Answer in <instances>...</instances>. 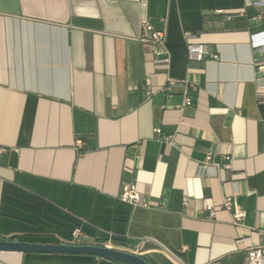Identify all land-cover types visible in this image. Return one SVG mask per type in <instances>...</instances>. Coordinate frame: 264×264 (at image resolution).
Listing matches in <instances>:
<instances>
[{
  "label": "crops",
  "instance_id": "crops-1",
  "mask_svg": "<svg viewBox=\"0 0 264 264\" xmlns=\"http://www.w3.org/2000/svg\"><path fill=\"white\" fill-rule=\"evenodd\" d=\"M260 30L253 0H0V236L70 243L79 226L151 264H247L264 246ZM185 32L218 57L190 59ZM126 185L145 204L122 200ZM0 264L123 263L0 251Z\"/></svg>",
  "mask_w": 264,
  "mask_h": 264
},
{
  "label": "built area",
  "instance_id": "built-area-1",
  "mask_svg": "<svg viewBox=\"0 0 264 264\" xmlns=\"http://www.w3.org/2000/svg\"><path fill=\"white\" fill-rule=\"evenodd\" d=\"M256 5H264V0H253ZM142 39L149 42L152 46L150 55L155 62H169L168 53L166 50V36L164 30L154 28V26L145 21L143 24ZM185 39L188 40L189 57L192 60H201L206 55H211L213 58H217V53H212L201 42L195 40V35L192 32H185ZM250 42L252 47L256 49H264V30L254 32L250 36ZM263 70L264 66H260ZM176 83V80L169 79L163 86L162 90L166 91L169 87ZM151 93V91H149ZM193 104L191 97L186 96L183 106H189ZM80 142V141H79ZM120 198L132 205L145 204L140 199V194L136 191L135 186H124L120 194ZM222 207L230 210L232 214V223L236 227H243V220L246 212L238 207V204L234 197L228 196L223 200ZM205 208L208 209L212 215L215 214L216 207L211 203H206ZM87 236L82 229L77 226L72 230V238L70 243L72 244H85ZM211 264H219L211 263ZM247 264H264V246L253 247L248 252Z\"/></svg>",
  "mask_w": 264,
  "mask_h": 264
},
{
  "label": "water",
  "instance_id": "water-1",
  "mask_svg": "<svg viewBox=\"0 0 264 264\" xmlns=\"http://www.w3.org/2000/svg\"><path fill=\"white\" fill-rule=\"evenodd\" d=\"M0 251L89 254L127 264H151L140 254L103 244H45L0 239Z\"/></svg>",
  "mask_w": 264,
  "mask_h": 264
},
{
  "label": "trees",
  "instance_id": "trees-1",
  "mask_svg": "<svg viewBox=\"0 0 264 264\" xmlns=\"http://www.w3.org/2000/svg\"><path fill=\"white\" fill-rule=\"evenodd\" d=\"M0 239H6V238L0 236ZM114 261H116V260H114ZM116 262H120V263H123V264H127V263H124V262H121V261H116Z\"/></svg>",
  "mask_w": 264,
  "mask_h": 264
}]
</instances>
